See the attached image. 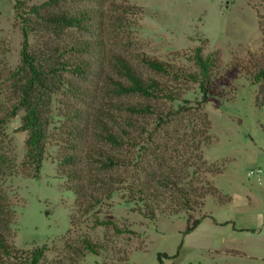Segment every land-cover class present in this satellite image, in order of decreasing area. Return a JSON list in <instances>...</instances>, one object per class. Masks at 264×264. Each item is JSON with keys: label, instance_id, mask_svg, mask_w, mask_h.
<instances>
[{"label": "rangeland", "instance_id": "obj_1", "mask_svg": "<svg viewBox=\"0 0 264 264\" xmlns=\"http://www.w3.org/2000/svg\"><path fill=\"white\" fill-rule=\"evenodd\" d=\"M44 1L32 0L28 4ZM60 8H88L93 17L81 28L49 32L34 29L30 35L34 49L89 40V49L77 55L97 56V67L105 66L101 60L108 54L119 52L144 73L188 84L192 89L175 102L151 101L139 94L116 91L114 84L106 81L109 68L101 74L91 70L82 76L66 72L67 79L84 90L75 94L64 89L54 96L53 133L60 132L64 120L61 113L72 105L94 112L102 108L122 120L120 114L128 111L120 109L119 103L150 101L173 110L182 106L181 115L176 116L177 122L169 126L170 133L165 137L175 146L181 133L177 129L182 120L193 122L191 108L201 100L202 91L197 83L174 80L151 70L141 62V56L149 54L196 70L193 54L197 46L201 45L205 53L217 52L214 93L204 102L211 120L210 137L202 150L206 174L219 194L208 195L202 211L194 214L191 222L203 214L207 216L189 233L185 232L187 213L160 214L152 219L116 193L114 205L105 207L100 216L114 219L124 232H117L113 226H91L92 222L83 217L81 229L68 234L76 196L65 187V178L58 176L60 145L51 141L39 178L20 171L3 183L17 217L10 241L19 248L47 242L46 261L56 264H71L69 257L74 249L65 243L66 236L71 235V241L79 244L80 232L103 244L104 249L101 254L89 252L79 264H161V254L162 264H264V77L254 79V73L264 70V31L258 15L264 14V0H67ZM20 24L15 0H0L1 104L6 100L3 92L8 82L3 74L21 61ZM70 53L66 52L65 57ZM23 114L21 110L6 125L18 162L26 152L27 132L18 129ZM134 117L148 122L149 132L164 136L157 127L156 114ZM187 134L183 140L192 144L194 135ZM187 150L195 151L192 147ZM170 151L172 147L168 155ZM257 167L262 170L251 174V169ZM244 227L248 228L241 229Z\"/></svg>", "mask_w": 264, "mask_h": 264}, {"label": "trees", "instance_id": "obj_2", "mask_svg": "<svg viewBox=\"0 0 264 264\" xmlns=\"http://www.w3.org/2000/svg\"><path fill=\"white\" fill-rule=\"evenodd\" d=\"M29 1L32 0H15L23 33L21 61L13 70L3 74L8 82L3 92L5 103H0V264H56L55 261H46L47 242L32 248H19L10 241L17 217L13 203L8 200V191L3 188L6 178L20 171L28 177L39 178L51 141L60 145L58 176L65 178V187L76 196L68 234L81 229L85 221L83 217L92 222L91 226H113L117 232H124L114 219L100 216L105 207L114 205L116 193L152 219L160 214L185 212L188 215L185 232L196 229L207 214L193 223L192 216L202 211L209 194H219L206 174L202 150V144L210 137L211 120L204 110V102L214 93L213 83L219 64L217 52L205 53L201 45L197 46L193 54L196 70L149 54L141 56V62L151 70L174 80L197 83L202 91L201 100L191 108L193 122L184 123L182 120L181 129H177L181 133L179 140L174 142L175 146L165 137L170 133L169 126L177 122L176 116L181 115L182 106L173 110L150 101L119 103L120 109L128 111L120 114L122 120L102 108L94 112L72 105L61 113L64 120L60 132L53 133L54 96L64 89L75 94L84 90L68 80L66 72L82 76L91 70L101 74L109 68L106 81L114 84L116 91L139 94L151 101L175 102L183 99V93L192 88L188 84L183 86L181 82L175 84L144 73L135 62L119 52L108 54L101 60L105 66L97 67V61H94L97 56L80 58L77 55L89 49V40H75L69 46L46 44L39 50L34 49L30 41L34 29L39 27L49 32L68 27L81 28L93 16L88 8L61 9L60 4L67 0H46L31 6ZM258 15L260 29L264 31V14ZM68 51L71 53L65 57ZM254 77L255 81H260L264 70L254 73ZM21 110L24 114L18 129L26 131L27 136L25 155L18 162L6 125ZM135 114H156L159 119L157 127L160 126L164 136L149 132L148 122L134 117ZM188 132L194 135L192 144L183 140ZM189 147L195 151H188ZM71 237L67 235L65 240L74 249L69 257L71 264H79L78 261L85 259L89 252L101 254L104 249L103 244L92 240L86 232H80L79 244L73 243ZM160 260L162 264V254Z\"/></svg>", "mask_w": 264, "mask_h": 264}, {"label": "built area", "instance_id": "obj_3", "mask_svg": "<svg viewBox=\"0 0 264 264\" xmlns=\"http://www.w3.org/2000/svg\"><path fill=\"white\" fill-rule=\"evenodd\" d=\"M261 170H262L261 167L252 168L251 171H250V173H251V174H256V173H258V172L261 171Z\"/></svg>", "mask_w": 264, "mask_h": 264}, {"label": "crops", "instance_id": "obj_4", "mask_svg": "<svg viewBox=\"0 0 264 264\" xmlns=\"http://www.w3.org/2000/svg\"><path fill=\"white\" fill-rule=\"evenodd\" d=\"M244 228H248V227H244Z\"/></svg>", "mask_w": 264, "mask_h": 264}]
</instances>
